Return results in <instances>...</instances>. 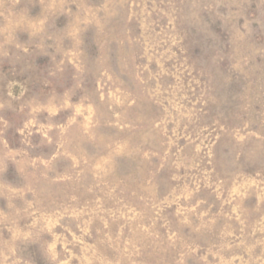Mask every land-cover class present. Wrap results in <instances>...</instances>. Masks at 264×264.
<instances>
[{
	"label": "rangeland",
	"instance_id": "374dc122",
	"mask_svg": "<svg viewBox=\"0 0 264 264\" xmlns=\"http://www.w3.org/2000/svg\"><path fill=\"white\" fill-rule=\"evenodd\" d=\"M0 264H264V0H0Z\"/></svg>",
	"mask_w": 264,
	"mask_h": 264
}]
</instances>
